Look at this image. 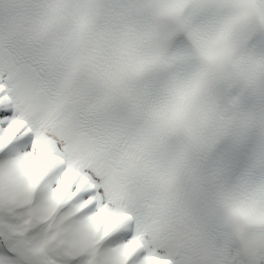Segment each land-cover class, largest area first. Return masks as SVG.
<instances>
[{"label":"snow or ice","instance_id":"obj_1","mask_svg":"<svg viewBox=\"0 0 264 264\" xmlns=\"http://www.w3.org/2000/svg\"><path fill=\"white\" fill-rule=\"evenodd\" d=\"M0 264H264V0H0Z\"/></svg>","mask_w":264,"mask_h":264}]
</instances>
